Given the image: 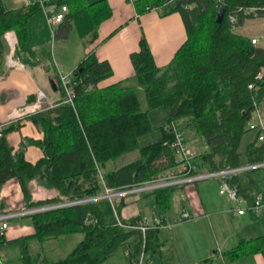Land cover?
I'll list each match as a JSON object with an SVG mask.
<instances>
[{
	"label": "trees",
	"instance_id": "obj_1",
	"mask_svg": "<svg viewBox=\"0 0 264 264\" xmlns=\"http://www.w3.org/2000/svg\"><path fill=\"white\" fill-rule=\"evenodd\" d=\"M46 1L45 6L90 8L89 32L93 37L103 20L112 14L103 0L88 4L86 0ZM133 3L139 15L148 12L146 6H158L162 17L173 12L180 15L187 38L168 67L156 66L144 38L139 50L130 55L133 78L140 89L124 87L122 82L98 88L99 83L112 76L113 68L106 60L98 61L90 51L72 71L73 107L63 102L65 96L57 77L61 100L28 117L43 139H27L14 152L5 136L16 126L6 128L4 137L0 138V185L12 179L17 181L23 194V210L74 203L27 214L25 219L35 232L32 239L41 244L69 232L84 233L76 248L56 261L34 254L31 236L8 242L2 235L0 252L8 245L20 247L22 264H102L130 240L135 245L133 263L137 260L142 249L141 231L106 226L97 197L104 196L106 189L120 191L143 184L178 165L177 154L171 147L175 134L165 130V125L159 128L160 140L139 146V139L151 131L148 111H141L140 90L145 94L148 109L162 107L167 124H176L182 133L189 130L194 133L191 146L198 150L193 162L197 172H217L264 162V144L257 141L256 132L248 127L255 103L261 108L264 105V77L255 79L264 69V48L234 33V28L245 19H254L244 16L240 9H264V0H134ZM3 4L0 0V61L9 50L4 39L8 31L14 32L17 39L16 53L28 50V23L42 11L36 1L15 10L5 9ZM221 8H224L223 17L218 23L217 13ZM67 14L54 32L56 38H66L73 28V14L70 10ZM229 15H237L235 26ZM258 18H264L261 12ZM250 84L256 85L255 90H248ZM251 132L253 140L241 154L242 139ZM27 145L43 152L34 164L24 158ZM135 150L138 157L134 161L119 165L121 156ZM256 170L259 169L246 172ZM230 182L244 196L238 175ZM40 187L55 194L34 200L32 189ZM175 189L152 192L162 213L172 204L171 194ZM138 219L129 224H135ZM87 220L90 222L86 223ZM155 232L151 229L146 233L144 251L148 256L160 252L161 244ZM249 253L264 254V234L237 245L228 254L235 258Z\"/></svg>",
	"mask_w": 264,
	"mask_h": 264
},
{
	"label": "crops",
	"instance_id": "obj_2",
	"mask_svg": "<svg viewBox=\"0 0 264 264\" xmlns=\"http://www.w3.org/2000/svg\"><path fill=\"white\" fill-rule=\"evenodd\" d=\"M98 1L102 0H86L85 2L88 4ZM2 2L5 9L15 10L33 1L2 0ZM103 2H106L112 14L110 18L103 20L99 25L96 36L93 37L92 33L89 32L88 16L76 12L72 20L73 28L66 38L60 39L62 43L54 47L53 54L48 50L53 43L52 39L56 38L54 29L55 27L58 28L59 25L50 28L46 22L45 10L47 12L49 10L59 12V8L54 6L44 5L45 10L36 13L30 19L27 51L15 52L18 43L14 32L8 31L4 35L9 50L4 55L5 58L0 61V123L4 124L6 128L11 125L16 126L5 136L14 152L27 139H43L41 131L28 120V117L43 108H49L51 104L55 105L61 100V92L56 87L58 73H63V71L72 73L90 51L95 54L94 56L98 61L106 60L113 68L112 76L99 83L98 88H105V86L119 82H122L124 87L138 88L136 80L133 78L134 66L131 64L130 55L139 50L140 41L146 38L156 66L165 69L175 52L187 38L184 23L180 15L175 12L165 17H162L158 10L139 15L134 6V0H103ZM248 20H264V18L245 19L243 23ZM74 31L77 33V42L74 50L71 51L72 41H70V37ZM256 36L252 37L261 41L260 47L264 48V30ZM247 38L251 39V37ZM9 56L13 57L21 67L10 68L7 64ZM38 91L45 98L36 106ZM41 105L45 106L42 108ZM262 108L260 107L264 117ZM24 153V158L29 163L34 164L43 152L40 148L27 145ZM206 180L208 179L178 186L172 191V204L164 213L160 211L152 192L136 194V196L123 199H111L109 205L104 203L107 199L101 196L97 199L103 219H105L104 223L106 226H115L119 220L123 224H129L131 220L137 218L141 220L147 218L150 221L151 229L156 231L155 236L161 246L158 255L153 253L148 256L145 253L144 264H264V254L249 253L235 258L228 254L237 245L262 237L264 234V216L257 218L249 211L245 212V215H237L234 201L228 199L222 201V198L218 196L221 194H216V187L209 185ZM239 185L244 190L243 197L245 200L239 205L241 208L246 209L249 202L255 200L256 197L261 196L264 202L263 174H255L250 178V188L243 186L240 179ZM54 194V192L40 187L36 188L33 198L34 200L46 199ZM151 195H153L154 202L149 198ZM22 196L23 194L15 179L1 185L0 215H13L27 211L28 208L23 210ZM104 205L108 206L106 208L108 213L102 208ZM261 209H264V203ZM14 219L17 220V223L12 226L9 221ZM9 221L8 229L4 232L6 241L31 236L30 247L32 252L34 254L40 253L41 256L47 258V252L53 250L56 252L57 249H60L58 248L59 242H69L68 249L59 254L60 256L58 255L64 258L83 239L84 233L69 232V234L43 241L40 244L32 239L35 232L29 225V221L25 219V215L13 216ZM155 223H158L156 227H154ZM44 242L52 244L47 251L46 248L45 250L43 248ZM134 247L133 241L130 240L125 247L113 253L102 264H133L135 260L132 258L135 251ZM3 250L7 252V256L8 253L17 251L15 257L18 263L22 264L19 260L21 257L20 247L8 245ZM2 258L3 264H9L8 258L4 255Z\"/></svg>",
	"mask_w": 264,
	"mask_h": 264
},
{
	"label": "built area",
	"instance_id": "obj_3",
	"mask_svg": "<svg viewBox=\"0 0 264 264\" xmlns=\"http://www.w3.org/2000/svg\"><path fill=\"white\" fill-rule=\"evenodd\" d=\"M36 1L42 10H45V3L47 2L46 0H32ZM169 2L174 1V0H168ZM33 3V2H30ZM28 3V4H30ZM27 4V5H28ZM146 11L148 12H156L158 10V6H150L145 8ZM46 11V22L52 28L55 25H59L61 21L64 19V16L67 15L68 13V8L65 5H62L59 8V12H56L54 10H49ZM240 11L244 14V16H252L253 18L259 16V12L263 14L264 17V9H258L257 7H253L251 9H244L241 8ZM230 22L233 26L238 23L237 21V15H229ZM258 39L254 38L251 40L252 44L255 45ZM7 64L10 68H19L21 65L13 59V57L9 56L7 60ZM264 69L256 75V80H261L262 77H264ZM58 79L59 82L61 83V87L64 93V100L63 102L68 103V105L73 107V99L75 98L74 92H73V84L74 82L72 73H67V72H59L58 73ZM256 85L255 84H250L248 85V90L253 91L255 90ZM37 101H36V106L40 104L43 98V94L38 91L37 92ZM255 103V102H254ZM258 103H255L254 107L255 110L252 113V119H250L248 127L250 130L256 132V138L257 141L261 142V144H264V117L262 116L261 109L257 105ZM53 105L51 104L49 108H51ZM6 129V126L2 123H0V138L4 137V131ZM165 130L171 131L174 136V141L171 144V147H173V150L175 154H177V161L178 165L176 168L171 169V170H164L162 173L152 176L149 181L143 183V184H136V186H133L128 189H122L120 191H111L110 189H106V193L103 196V198H108V199H115V198H123V197H129L132 195H136L138 193L143 194V193H150L153 191H157L160 189L164 188H177L178 186H184L188 185L191 183H197L199 181H205V179L208 180H213V179H218L219 178V193L226 197V199L230 201H234L237 205V208L235 209V212L237 215L242 216L245 215L244 213L249 211L253 215L259 214L261 208H262V199L260 197H256V199L252 202V204L248 205L246 209L241 208L239 205H241L243 202H245L244 197L238 193L237 186L235 184L231 183L230 180L232 177L235 175H239L242 173H246V171L254 170V169H259V168H264V162H259L257 164H246L245 166H240L238 168L233 167L232 169H225V170H218L217 172H207V170H204V172H197L196 167L194 166V158L196 156V153L191 147H188L185 133H182L178 130L176 124L170 123L165 126ZM96 199V198H95ZM94 199V200H95ZM68 204H74L69 202ZM68 204L64 205H54V206H46V207H41L37 209H27V211H24L22 213H14L13 215H0V240L2 235H4V232L8 229V224L9 220L13 216H20V215H27V214H34L38 213L41 211H48V210H53L54 208H61L64 206H68ZM90 221L87 220L86 223H89ZM92 223H95L93 221ZM117 226L120 227H127V229H132L136 231H141V238H142V249L137 257V260L133 264H144V258H145V246L146 245V233H148V230L151 229L150 221L145 218V219H139L137 222L133 225L127 224V223H122L121 221L117 220L116 223ZM158 223L154 224V227H156ZM128 252V251H127ZM129 253V252H128ZM3 258L0 255V264H2Z\"/></svg>",
	"mask_w": 264,
	"mask_h": 264
},
{
	"label": "rangeland",
	"instance_id": "obj_4",
	"mask_svg": "<svg viewBox=\"0 0 264 264\" xmlns=\"http://www.w3.org/2000/svg\"><path fill=\"white\" fill-rule=\"evenodd\" d=\"M56 8H59V7H56ZM90 8L88 9H72L71 7H69V10H70V13L73 14V18L75 17V13L78 12L80 13V15H89L88 12ZM90 20H89V27H90ZM91 28V27H90ZM57 30H59V28H56L54 29V31L56 32ZM264 30V20H254V21H251V20H248L246 23H243V24H240L238 27H235L234 28V32L236 34H242V35H245L246 37H251V40L252 38H254L257 35H259V33L261 31ZM76 31L72 32L71 34V37H70V41H72L71 43V51L74 50V46L76 45V42H77V35H76ZM254 36V37H252ZM257 37V36H256ZM52 44L50 45V48L48 51H51V53L53 54L54 53V47L57 46V45H60L59 43H62L60 38H54L52 39ZM256 45L260 46L261 45V41L257 40V42L255 43ZM63 72H66V71H63ZM144 95L142 91L139 92V100H140V107H141V111L142 112H146L148 111V115H149V119L151 121V131L148 132V134H146V136H143L139 139L138 143H139V146L140 147H143V146H147L149 143H155L157 142L158 140H160L162 134L160 133V130L159 128L161 127V125H165L166 126V122H168L166 120V114H165V110L161 107V109H155V110H151V109H148V105L145 101V98H144ZM45 105H41V107L43 108ZM262 112L264 114V108H262ZM186 135V140H187V145L188 147H191V142L192 141V138L194 137V133H192V131H185ZM253 137H254V133L251 132V133H246L244 135V138L242 139V142H241V147H240V153L241 154H244L245 152V147L247 146L248 143H250L252 140H253ZM196 151V147L194 149ZM194 151V152H195ZM198 152V150L196 151ZM138 157V151L135 150V152H132L130 154H127V155H123L121 156V158L118 160L119 163L122 164H128L132 161H134L136 158ZM263 174L264 175V168H259V170H256V171H252L251 173L249 172H246V173H242V174H239L238 177L241 181V183L243 184V186H247L250 188L249 186V183H250V178L252 176H254L255 174ZM149 181V180H148ZM206 182H208L209 185H212V186H215L216 187V194L218 195L219 194V178L218 179H213V180H206ZM1 187V185H0ZM32 193L35 194L36 193V189H32ZM140 194V193H138ZM133 196V195H132ZM136 196V195H135ZM220 198H222V201L223 199H226V197H223L222 195H218ZM217 196V197H218ZM98 198V197H97ZM125 198V197H123ZM121 198V199H123ZM149 198H151L154 202V198H153V195H151ZM107 201L104 202L105 204H108L110 201V199L106 198ZM263 201H262V205H263ZM233 204L236 206L237 208V205L235 202H233ZM109 205V204H108ZM108 206L107 205H104L102 206V208L104 209V211H106V208ZM262 210V211H261ZM259 214L256 215V217L260 218L261 216H264V209H261ZM107 212V211H106ZM108 213V212H107ZM255 221H257V219H255ZM11 224L10 225H14V223H17V220L14 219L12 221H9ZM52 244H49L48 242H44L43 243V248L45 250L46 248V251L47 249H49V247L51 246ZM68 246H69V242L66 241V242H59L58 244V248L60 249H57L56 252L55 250H53L52 252L50 251L49 253L47 252V255H48V258L51 259V260H56V259H60L62 257H59L60 255L59 254H62L63 252H65L67 249H68ZM7 252H5V250H3L0 254L1 256H5L6 258L9 259V264H20L18 263V260L16 259V255H17V251H15L14 253H8V256L6 255ZM3 254V255H2ZM51 255V256H50ZM59 255V256H58Z\"/></svg>",
	"mask_w": 264,
	"mask_h": 264
},
{
	"label": "water",
	"instance_id": "obj_5",
	"mask_svg": "<svg viewBox=\"0 0 264 264\" xmlns=\"http://www.w3.org/2000/svg\"><path fill=\"white\" fill-rule=\"evenodd\" d=\"M223 10H224V8H221V9L218 11V13H217V19H216V21H217L218 23H221L220 21L222 20V17H223Z\"/></svg>",
	"mask_w": 264,
	"mask_h": 264
}]
</instances>
